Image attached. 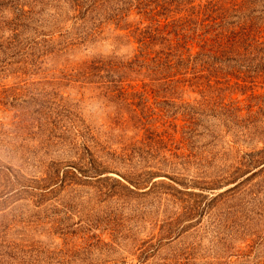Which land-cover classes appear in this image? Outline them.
<instances>
[{
    "label": "rangeland",
    "instance_id": "rangeland-1",
    "mask_svg": "<svg viewBox=\"0 0 264 264\" xmlns=\"http://www.w3.org/2000/svg\"><path fill=\"white\" fill-rule=\"evenodd\" d=\"M0 264H264V0H0Z\"/></svg>",
    "mask_w": 264,
    "mask_h": 264
}]
</instances>
